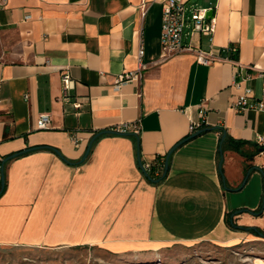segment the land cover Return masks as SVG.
I'll list each match as a JSON object with an SVG mask.
<instances>
[{
	"label": "crops",
	"instance_id": "crops-1",
	"mask_svg": "<svg viewBox=\"0 0 264 264\" xmlns=\"http://www.w3.org/2000/svg\"><path fill=\"white\" fill-rule=\"evenodd\" d=\"M149 1L145 15L142 0L0 7V159L25 150L5 164L0 245H102L152 262L175 246L264 244L251 231L264 232V110L233 106L242 92L236 82L248 73L243 84L264 100V0H186L214 8L213 36H193L196 46L228 57L211 64L193 52L161 59L164 0ZM140 29L145 75L114 87L116 74L137 66ZM232 44L237 52L222 51ZM63 70L74 80L67 102ZM42 112L51 114L49 128L37 127ZM138 118L143 161L167 155L192 134V121L214 129L177 146L159 182L142 171L130 135H99L81 161L94 134ZM223 132L244 142L240 150L224 146L226 137L221 144Z\"/></svg>",
	"mask_w": 264,
	"mask_h": 264
},
{
	"label": "built area",
	"instance_id": "built-area-1",
	"mask_svg": "<svg viewBox=\"0 0 264 264\" xmlns=\"http://www.w3.org/2000/svg\"><path fill=\"white\" fill-rule=\"evenodd\" d=\"M8 0H0V7L6 6ZM151 1L142 0L140 10L142 15H145ZM214 9L212 6L202 7L196 4L188 3L186 0H164L162 7V26L160 34L161 44V59L166 60L183 52H193L196 56V61L201 64H211L218 60H223L228 57H223L221 51L218 53L212 50H205L196 46L193 43V36L195 33L213 36L217 27V18L213 15H208V11ZM138 47L136 52L137 66L134 69L123 70L116 74L114 87H119L126 81L140 82L144 75L146 64L143 62V55L145 53L144 42L142 38V30L137 31ZM222 51L235 53L238 51V46L235 44L229 45ZM248 67L257 69L255 64H250ZM259 75L264 77V67L259 68ZM248 73L246 78L241 82H236L238 87L242 88V92L234 101L233 106L239 110L257 109L264 110V100L256 99L252 87L244 85L243 83L252 76ZM62 79V95L64 101H70V90L74 87V80L71 75L63 70L61 72ZM75 108L80 107L79 101L72 102ZM140 118L134 121H126L120 124L115 130L120 132H132L138 134L140 131ZM37 127L39 129L49 128L51 125V114L49 112H42L37 118ZM201 122H190L189 129L193 133L202 128ZM260 145L264 146V135L258 137ZM2 159H0L1 169ZM156 159L153 161H143L144 168L149 172L155 166ZM164 164V160L160 161ZM155 175H159L161 170L155 169Z\"/></svg>",
	"mask_w": 264,
	"mask_h": 264
},
{
	"label": "rangeland",
	"instance_id": "rangeland-1",
	"mask_svg": "<svg viewBox=\"0 0 264 264\" xmlns=\"http://www.w3.org/2000/svg\"><path fill=\"white\" fill-rule=\"evenodd\" d=\"M134 257L91 244L53 248L0 245V264H253V261L264 262V244L251 242L226 247L202 242L175 246L152 262Z\"/></svg>",
	"mask_w": 264,
	"mask_h": 264
},
{
	"label": "water",
	"instance_id": "water-1",
	"mask_svg": "<svg viewBox=\"0 0 264 264\" xmlns=\"http://www.w3.org/2000/svg\"><path fill=\"white\" fill-rule=\"evenodd\" d=\"M207 14H208V15H213V14H214V9H210V10L208 11ZM206 129H214V127L201 128V129H199V130L193 132L192 134H190V135L188 136L187 139H190V138L196 136L197 134H199V133L205 131ZM104 133H116V134H122V135H130L132 132H120V131L113 130V129H105V130H101V131L97 132V133L94 134V136L91 138V140H90V142H89V144H88V147H87V149H86V151H85V153H84V155H83L81 161L84 160V159L87 157V155L89 154V152H90V150H91V147H92V144H93V142L95 141V139H96L99 135L104 134ZM133 134H135V133H133ZM135 135H137V134H135ZM225 137H226V132H223L222 137H221V144H222L223 140L225 139ZM182 142H183V141L177 143V144H176V145H175V146H174V147L168 152V154H167V156H166V160H165V165H164L163 172H162V174H161L160 176H158V177H152V176L149 174V172L144 168L143 160H142V158H141L140 150H139V148H138V154H137V157H138V163H139V166L141 167L142 171L144 172V174H145L150 180H152L153 182H159V181H161V180L166 176V174H167V171H168V168H169V158H170V155H171L172 151H173L177 146H179ZM33 148H34V147H31V148H29L28 150H31V149H33ZM54 149H55V148H54ZM55 150H56L58 153H60V152L58 151V149H55ZM24 151H25V150L20 151V152H15V153L9 154L8 156H6V157H4V158L2 159L1 169H0V192H2V190L4 189V187H5V182H6V177H5V164H6V162H7L8 160H10V159L16 157L17 155L23 153ZM219 152H220V156H221V159H220V162H219V168H220V170H221V172H222V169H221V168H222V161H223V148H222V145H220ZM248 175H249V171L247 172L246 177H245V179L243 180V183H242V184H244V183L246 182V179H247ZM263 201H264V198H263ZM250 212L255 213L254 211H250ZM234 215H235V213H233V214L231 215V222H232V223H233V216H234Z\"/></svg>",
	"mask_w": 264,
	"mask_h": 264
},
{
	"label": "trees",
	"instance_id": "trees-1",
	"mask_svg": "<svg viewBox=\"0 0 264 264\" xmlns=\"http://www.w3.org/2000/svg\"><path fill=\"white\" fill-rule=\"evenodd\" d=\"M130 136H132L133 138H134V140L136 141V145H137V148H139V150H140V146H139V136H138V134L137 135H135V134H133V133H131L130 134ZM188 136L189 135H187V136H184L180 141H178V143L179 142H181V141H183V142H185V141H187L188 139ZM182 142V143H183ZM227 142H230V144H228V145H230V146H232V148H234V149H238V150H240V147L242 146V144L244 143V142H242V141H235V140H233V139H231L229 136H227L226 137V140H225V142H224V146H225V143H227ZM181 143V144H182ZM223 144V143H222ZM223 148V147H222ZM166 156L167 155H164V156H161V155H158L157 157H156V165L155 166H153L152 168H151V170L149 171V174L152 176V177H158V176H160V174L159 175H155V173H154V171H155V169H163V167H164V165H165V160H166ZM161 160H164V164H163V167H162V164H160V161ZM222 173V172H221ZM5 188H6V182H5V187H4V189L2 190V192H0V196L2 195V193L5 191ZM251 231H254L255 233H258V234H264V232L262 231V230H260L259 228H251Z\"/></svg>",
	"mask_w": 264,
	"mask_h": 264
}]
</instances>
